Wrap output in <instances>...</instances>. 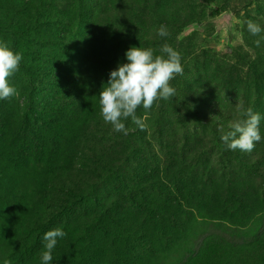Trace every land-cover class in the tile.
Listing matches in <instances>:
<instances>
[{
    "label": "trees",
    "instance_id": "1",
    "mask_svg": "<svg viewBox=\"0 0 264 264\" xmlns=\"http://www.w3.org/2000/svg\"><path fill=\"white\" fill-rule=\"evenodd\" d=\"M169 14L126 30L111 0H0V41L23 57L9 78L20 105L0 100V264H41L42 237L58 227L67 235L50 264H264V43L237 53L245 107L262 117L251 152L220 140L236 103L184 74L170 82L175 97L137 110L142 126L124 121L127 135L99 115V91L130 47L181 54L184 29L197 25ZM213 63L232 85L231 66ZM200 94L206 105L187 103ZM185 119L206 139L194 141Z\"/></svg>",
    "mask_w": 264,
    "mask_h": 264
},
{
    "label": "rangeland",
    "instance_id": "2",
    "mask_svg": "<svg viewBox=\"0 0 264 264\" xmlns=\"http://www.w3.org/2000/svg\"><path fill=\"white\" fill-rule=\"evenodd\" d=\"M203 1L205 3L200 0H111V3L114 13H116L114 22L126 30H134L141 25L155 27L157 23L164 21L170 12L178 9L183 10L195 22L194 25H197L196 28L192 25L186 27L181 37L180 55L184 61L189 63H182L183 74L199 85L202 82L209 83V86L215 88L214 92H217L215 94L218 99L232 105L238 100H244L242 96L246 90L243 89V83L246 78L247 66L240 62L237 53L254 54L257 49L255 41H260L258 49H262L261 46L264 43V31L258 36H253L247 31L244 22L252 20L264 28V0ZM60 7L61 5L56 6L57 9ZM214 7L220 8L223 13L215 16L212 11ZM103 20L102 18L101 21ZM227 26L232 27L229 36L223 30ZM154 52L159 54V49ZM213 61L219 68H224L226 65L231 66L227 72L231 74V79L234 81L232 85L226 83L225 80H220L219 74L211 73L210 68H214L211 65ZM175 81L177 83L178 80ZM173 87L176 88L177 85H173ZM16 89L18 95L10 98L9 101L12 104L20 105V90ZM206 97L209 95L200 94L199 97H195L197 99L193 103L192 97L188 96L186 101L189 105H206ZM16 105L14 106L17 107ZM178 123L191 130L187 129L189 134H192L191 138L194 141L206 139L204 132L194 129L196 125L194 121L185 119ZM194 132H198V136H194ZM158 164L160 165L161 162L158 161ZM14 219V221L6 219V222L10 221L12 224L25 222L21 218L14 217Z\"/></svg>",
    "mask_w": 264,
    "mask_h": 264
},
{
    "label": "clouds",
    "instance_id": "3",
    "mask_svg": "<svg viewBox=\"0 0 264 264\" xmlns=\"http://www.w3.org/2000/svg\"><path fill=\"white\" fill-rule=\"evenodd\" d=\"M244 23L253 36L264 31V28L252 20ZM155 31L161 38L169 36L165 25H160ZM255 44L259 46L260 41H255ZM124 56L126 62L118 64L115 70L110 71L107 84L102 85L98 94V105L103 121L111 125L114 132L127 135L124 121L130 119L132 123L142 126L136 115L139 108L147 111L157 100L175 97L176 90L170 86V82L183 74V67L179 52L167 43L160 47L159 54H155L152 48L130 47ZM22 58L21 53L14 52L6 42L0 41V100L18 95L17 89L10 85L9 78L19 71ZM234 107L236 118L229 123L228 131L220 129V140L228 150L251 152L262 139V117L251 107H245L243 100H238ZM66 235L59 227L43 235L41 264H50L58 239H63ZM5 264L8 262L5 261Z\"/></svg>",
    "mask_w": 264,
    "mask_h": 264
},
{
    "label": "water",
    "instance_id": "4",
    "mask_svg": "<svg viewBox=\"0 0 264 264\" xmlns=\"http://www.w3.org/2000/svg\"><path fill=\"white\" fill-rule=\"evenodd\" d=\"M231 29H232L231 26H227V27H224V28H223V30L226 31V33H227L228 36L231 35Z\"/></svg>",
    "mask_w": 264,
    "mask_h": 264
}]
</instances>
